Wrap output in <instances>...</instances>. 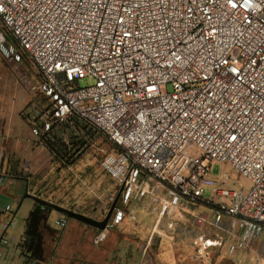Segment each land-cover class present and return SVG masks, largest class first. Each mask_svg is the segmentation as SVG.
Instances as JSON below:
<instances>
[{"label": "built area", "instance_id": "1", "mask_svg": "<svg viewBox=\"0 0 264 264\" xmlns=\"http://www.w3.org/2000/svg\"><path fill=\"white\" fill-rule=\"evenodd\" d=\"M0 20L1 54L32 62V92L51 105L44 133L78 119L112 146L100 166L120 204L96 245L131 201L154 206L153 237L185 201L212 205L206 189L220 202L189 230L196 260L264 238V0H0ZM213 163L247 179L248 193L223 189ZM207 226L223 232L219 244ZM15 227L11 217L5 232Z\"/></svg>", "mask_w": 264, "mask_h": 264}, {"label": "rangeland", "instance_id": "2", "mask_svg": "<svg viewBox=\"0 0 264 264\" xmlns=\"http://www.w3.org/2000/svg\"><path fill=\"white\" fill-rule=\"evenodd\" d=\"M2 27L0 20V30ZM38 79L34 65L26 56L16 63L0 52V129L3 126L7 130L6 133H0V140L17 146L12 153H6L8 166L15 168L27 182L28 193L32 196L101 222L117 196L116 184L100 166L103 156L100 150L108 152L112 150V146L103 133H97L96 136L90 134L85 147L73 156L72 164L64 166L59 163L44 147L45 133L42 125L52 122L51 105L44 97L32 92ZM91 83L88 80L80 84L85 87ZM74 123L80 125L83 122L75 119ZM77 126L53 124V137L50 138L68 142L70 136L75 134L77 138L83 139L85 135ZM34 129L38 135L33 133ZM211 166L212 178H223V189H243L244 194L248 193L250 182L235 173L228 164L213 163ZM204 197L213 206L185 201L184 206L170 220L165 218L162 221L165 223L158 227L160 235L155 233L153 237L157 220V215L152 211L154 206L147 201L133 200L124 207V222L108 228L107 238L100 245L94 242L99 234L97 229L53 212L49 225L57 230L56 239L59 238L60 241L57 245L47 244L45 261L47 263L54 253L50 264H159L156 250L161 245L165 249L166 264H205L202 260L195 259V248L188 236L196 227L195 217L210 213L213 215V207L220 202L219 198L212 196L210 189L205 190ZM119 204L118 200L117 205ZM34 206L33 200L24 199L11 210L15 213L16 227L9 229L4 237L14 239L10 249L4 252L0 264H18L22 242L18 247L20 252L16 251V245L21 233L25 231L27 218ZM65 220L68 225L55 224ZM209 229L212 230V227ZM1 234L0 228V236ZM206 236L210 240H223V236L213 237L214 235L207 233ZM211 253V261L207 264H264V238L255 247L240 251L234 256L224 255L216 248H211ZM258 257H262L260 263H257ZM21 262L33 264L32 259H21Z\"/></svg>", "mask_w": 264, "mask_h": 264}, {"label": "crops", "instance_id": "3", "mask_svg": "<svg viewBox=\"0 0 264 264\" xmlns=\"http://www.w3.org/2000/svg\"><path fill=\"white\" fill-rule=\"evenodd\" d=\"M6 127H1L0 133H6ZM17 146L14 145L13 143H7V141L0 140V228L2 229V236L7 232H5V226L9 218L14 217L15 213L11 210L15 207L16 204L22 203V200H24L25 194L28 192V185L27 182L24 181L23 179H18L20 175L18 174L17 170L15 168H11V166H8L7 158H6V153L7 152H13L15 151L14 148ZM22 178V177H21ZM10 206L11 209L10 211H6V207ZM65 223V225H68L67 221H60ZM124 222V220H123ZM122 222V223H123ZM121 223V224H122ZM209 229V227H206L205 233L209 235H214L213 237H219L223 236L224 234L222 231L216 230V228L212 227V230ZM24 234V232H23ZM23 234L21 233L18 244L16 245L18 248L21 245V242L23 240ZM5 238V237H4ZM7 243L6 245H3L2 247V257L4 252H7L8 249H10V245L12 244L13 237L10 239L5 238ZM219 240V239H218ZM213 243H218L219 241H216L214 239L211 240ZM15 248V249H16ZM214 248L218 249L217 246ZM21 250V249H20ZM19 248L16 250L20 252ZM14 251V250H13ZM156 257L159 260V264H166L164 259L165 258V249H163L160 246H158V249L156 250ZM212 256V253L210 252V257ZM0 258V260L2 259ZM17 258V257H16ZM21 259L23 260L24 258L21 256V254L18 255V264H25L24 262H21Z\"/></svg>", "mask_w": 264, "mask_h": 264}, {"label": "flooded vegetation", "instance_id": "4", "mask_svg": "<svg viewBox=\"0 0 264 264\" xmlns=\"http://www.w3.org/2000/svg\"><path fill=\"white\" fill-rule=\"evenodd\" d=\"M32 212L34 214L27 220L20 254L26 260L32 259L33 264H50L54 253L46 263L47 244L57 245L60 241L59 238L56 239L57 230L49 225L53 211L47 206L40 207L35 204Z\"/></svg>", "mask_w": 264, "mask_h": 264}, {"label": "trees", "instance_id": "5", "mask_svg": "<svg viewBox=\"0 0 264 264\" xmlns=\"http://www.w3.org/2000/svg\"><path fill=\"white\" fill-rule=\"evenodd\" d=\"M75 126H77L74 123ZM81 132L85 135L83 139H79L75 136V134H72L69 138L68 142H65L64 140L60 139H53L50 137H53L52 131L53 128L48 132L45 133L43 143L44 147L49 151L51 155L55 157V159L63 164L64 166H69L73 163V156L80 151L81 148H84L87 142V138L90 136H96L97 133H101L97 129L93 128L92 126H89L87 123H82L77 126ZM18 179H22L21 176L18 177Z\"/></svg>", "mask_w": 264, "mask_h": 264}, {"label": "water", "instance_id": "6", "mask_svg": "<svg viewBox=\"0 0 264 264\" xmlns=\"http://www.w3.org/2000/svg\"><path fill=\"white\" fill-rule=\"evenodd\" d=\"M119 197H120V192L117 194L116 199L113 202V204L111 206V209H110L109 213L107 214L106 218L103 221H101V222L95 221L93 219L85 217L84 215L76 214L74 212L62 209V208L57 207V206H55L53 204L47 203L45 201H42V200L32 196L28 192L25 194L24 199H31V200H33V202L35 204L39 205L40 207L41 206H47L48 208H50L51 211L63 214L64 216L67 217V219H72V220L78 221L80 223H84L86 225H89V226L97 229L98 231H104V230H106V228L108 226V223H109V221L111 219V215H112V213H113V211H114V209H115V207L117 205ZM33 214H34V212H32L30 214V216L33 215ZM28 218H27V220H28Z\"/></svg>", "mask_w": 264, "mask_h": 264}]
</instances>
